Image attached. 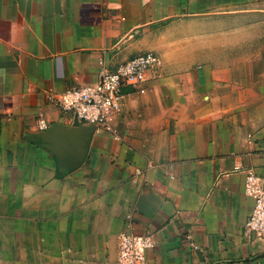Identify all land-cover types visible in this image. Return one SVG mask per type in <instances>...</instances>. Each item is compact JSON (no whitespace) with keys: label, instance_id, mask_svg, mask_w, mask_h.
Returning <instances> with one entry per match:
<instances>
[{"label":"crops","instance_id":"obj_1","mask_svg":"<svg viewBox=\"0 0 264 264\" xmlns=\"http://www.w3.org/2000/svg\"><path fill=\"white\" fill-rule=\"evenodd\" d=\"M262 24L264 0H0V264H114L132 210L148 264H264L243 228L246 175L264 180ZM149 52L161 66L120 88L78 167L33 140L73 126L50 95Z\"/></svg>","mask_w":264,"mask_h":264},{"label":"built area","instance_id":"obj_2","mask_svg":"<svg viewBox=\"0 0 264 264\" xmlns=\"http://www.w3.org/2000/svg\"><path fill=\"white\" fill-rule=\"evenodd\" d=\"M161 64L160 57L154 53L140 54L118 63L114 70L102 68L92 84L70 87L49 98L62 112L71 114L79 123L112 133L110 119L120 110V88L132 85L141 91L140 85L147 73L156 71ZM46 126L43 120H39V129L44 130ZM245 194L253 203L243 225L246 237L249 240H264V180L247 173ZM132 217L133 210L126 216V229L117 236L118 250L114 264H148L145 253L154 242L150 235H139L132 231Z\"/></svg>","mask_w":264,"mask_h":264},{"label":"water","instance_id":"obj_3","mask_svg":"<svg viewBox=\"0 0 264 264\" xmlns=\"http://www.w3.org/2000/svg\"><path fill=\"white\" fill-rule=\"evenodd\" d=\"M94 129L93 125L81 127L75 119L71 128L62 127L50 128L35 137L34 141H41L48 145L50 149L64 157L68 155L69 145H71L70 155H68V165L74 169L80 165L85 155L88 135Z\"/></svg>","mask_w":264,"mask_h":264},{"label":"rangeland","instance_id":"obj_4","mask_svg":"<svg viewBox=\"0 0 264 264\" xmlns=\"http://www.w3.org/2000/svg\"><path fill=\"white\" fill-rule=\"evenodd\" d=\"M256 21V20H255ZM256 27V26H255ZM169 28H171V26H169ZM254 32L255 33H262V32H264V24H262V27L260 28H258V27H256L255 29H254ZM251 42H254V43H256V44H258V42H264V41H258V39H255V40H253V41H251ZM249 43V41L247 40L246 41V45ZM241 44H242V40H241V38L238 40V44L235 46L236 48H238L239 47V50H240V48H241ZM255 47H256V45H255Z\"/></svg>","mask_w":264,"mask_h":264}]
</instances>
